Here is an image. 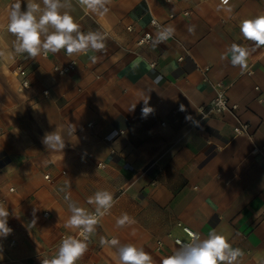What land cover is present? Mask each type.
Segmentation results:
<instances>
[{"label":"crops","instance_id":"crops-1","mask_svg":"<svg viewBox=\"0 0 264 264\" xmlns=\"http://www.w3.org/2000/svg\"><path fill=\"white\" fill-rule=\"evenodd\" d=\"M73 5L82 31L106 33L104 51L74 55L76 68L66 75L52 69L65 62L63 50L35 60L0 58V198L13 229L0 239V264L55 255L60 235L74 232L64 227L65 194L92 211L87 199L98 190L116 203L77 264H118L117 249L102 246L101 237L143 247L162 264L179 247L174 238L189 239L183 227L202 238L212 230L228 236L245 253L242 264H256L264 255V149L253 151L264 147V46L245 40L239 23L264 14V0H111L105 16ZM151 16L175 33L155 47L137 45L143 31L155 38ZM5 19L0 50L14 40ZM232 43L255 48L243 73L230 54L221 59ZM16 66L27 72L28 89H18ZM217 83L235 110H210ZM147 97L154 111L143 118ZM242 123L248 134L235 132ZM55 129L66 141L63 153L42 143ZM122 213L136 223L118 228Z\"/></svg>","mask_w":264,"mask_h":264},{"label":"clouds","instance_id":"clouds-1","mask_svg":"<svg viewBox=\"0 0 264 264\" xmlns=\"http://www.w3.org/2000/svg\"><path fill=\"white\" fill-rule=\"evenodd\" d=\"M25 0H15L7 9L6 31L14 37L10 50H0V58L25 56L35 60L40 56L57 54L61 50L68 57L88 55L90 52L105 50L106 33L101 31L81 30V26L71 14L74 11L73 0H26V7L22 9ZM76 3L86 13L96 16H105L109 12L111 0H76ZM228 0H221V5H227ZM231 12L230 8H218ZM156 26L155 38L151 41L155 47L166 42L175 33L171 25H160L153 20ZM241 35L245 40L254 42L255 48L264 46V14L255 18L243 19L239 23ZM189 33H195V26L188 28ZM255 48L249 49L237 43H232L221 59L230 54V63L239 67L243 73L248 68V59ZM92 63H96V55L89 56ZM149 97L142 99V117L146 118L154 109L149 106ZM136 105V104H135ZM132 108L134 110L135 108ZM183 110V105H181ZM68 134H75L76 126L68 125ZM42 143L47 150L62 152L66 141L60 130L46 132ZM64 191V189H61ZM64 200L70 213L64 223L65 229L75 231L76 235H67L60 242L58 249L50 259L41 260V264H77L87 252L91 237L103 217L110 213L116 201L113 193L108 190H98L89 196L87 203L93 206V211L82 207L69 194ZM8 208L0 202V239H6L13 229L8 226ZM136 221L127 213H122L116 219V226L123 228L135 224ZM188 243H181L172 255L165 257L162 264H242L245 253L239 247H233L229 237L216 230L209 232L206 238L199 233H189ZM100 244L117 249L118 264H155L151 254L143 247L134 244H121L117 238L110 240L100 238ZM0 255V259H2ZM256 264H264V255L256 257Z\"/></svg>","mask_w":264,"mask_h":264},{"label":"built area","instance_id":"built-area-1","mask_svg":"<svg viewBox=\"0 0 264 264\" xmlns=\"http://www.w3.org/2000/svg\"><path fill=\"white\" fill-rule=\"evenodd\" d=\"M162 1H164L166 3H170L172 0H162ZM219 1L221 3V0H219ZM181 14L183 16H187L189 14V12L186 11V10H184ZM175 16H176V14L174 12H170L168 14L169 20L175 18ZM153 20H156L160 25H164L165 26L164 22H161L156 17L151 16L149 18V25H150V27L155 32L157 31V29H156V26L153 24ZM126 29L127 30H132V27L131 26H127ZM153 36L154 35H153V32L152 31H150V30L143 31L142 35L138 38L136 44L137 45H147V44H150ZM64 56L66 57V60H65L64 63L54 64L53 67H52V69L57 74H59V75H66V74H68L69 72L73 71L76 68V65H77V59L74 56L68 57L65 54V52H64ZM152 65H153V63H152ZM14 73H15V75L17 77H19V86H18V89L20 91L25 90V89H28L29 86H30V81L28 79V74L25 71V69L22 68L21 66H16V68L14 70ZM215 89H216V94H215L214 98L211 100V103H210V110L211 111H215V112H223V111H226V110L232 111V110H235L237 108V104L236 103H229L228 98L225 96L223 90L220 88V84L219 83L216 84ZM43 93L44 94H48L49 92H48L47 89H45V90H43ZM89 124H91V123H89ZM248 129H249V126L247 124H245V123H242L241 125L236 126L234 128L235 132L236 133H240V134H248ZM121 132H122V130L111 132L110 134H107L104 138L106 140L113 139L117 134H119ZM262 149H264V147H262V148L255 147V148H253V151L259 152V153L262 154ZM261 162H262V164H264V158L261 159ZM99 166H103V164L100 163ZM44 177L45 178H48V175L46 174ZM12 190H13V188H9V191H12ZM3 201H4L3 198H0V202L3 203ZM48 214H49L48 211H44L43 212V215L44 216H48ZM8 226L10 228H12V226H11L10 223H8ZM183 230L185 231V233L187 234V236L189 237V239L188 240H181L179 238H174V241L179 246H180L181 243H188L189 242V240H190L189 233H195L192 230H190L188 227H183ZM76 234L77 233L75 231L72 232V233H70V234L62 233L60 235L59 244H60V242L62 241V239L65 236H67V235H76ZM9 244L12 246L14 244V240H11L9 242ZM59 244H58V246H59ZM45 258L50 259L51 256H49V255H42V256H40L39 259H38V264H41V260H43Z\"/></svg>","mask_w":264,"mask_h":264},{"label":"rangeland","instance_id":"rangeland-1","mask_svg":"<svg viewBox=\"0 0 264 264\" xmlns=\"http://www.w3.org/2000/svg\"><path fill=\"white\" fill-rule=\"evenodd\" d=\"M15 0H0V18H6L8 6L14 3ZM26 3V2H25ZM22 3V4H25ZM7 21V19H5ZM6 24H4L5 26Z\"/></svg>","mask_w":264,"mask_h":264}]
</instances>
